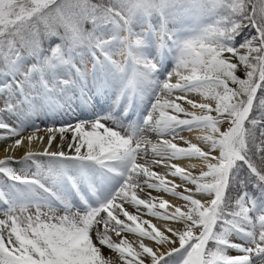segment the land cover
I'll use <instances>...</instances> for the list:
<instances>
[{"label":"snow or ice","instance_id":"6c2138e0","mask_svg":"<svg viewBox=\"0 0 264 264\" xmlns=\"http://www.w3.org/2000/svg\"><path fill=\"white\" fill-rule=\"evenodd\" d=\"M0 142V264H264V0H0Z\"/></svg>","mask_w":264,"mask_h":264},{"label":"bare ground","instance_id":"6f19581e","mask_svg":"<svg viewBox=\"0 0 264 264\" xmlns=\"http://www.w3.org/2000/svg\"><path fill=\"white\" fill-rule=\"evenodd\" d=\"M119 58V57H118ZM65 119H68L67 117L65 118ZM72 119H74V117H72ZM43 133H38L37 135L39 136V135H42ZM183 135H184V137L185 138H190V139H192V141L193 142H196L195 141V136L196 135H198V133H192V134H189V133H187V132H185V133H183ZM46 145V140H45V142H44V144H41L40 142H39V140H35V141H33V144H32V148H33V151H42L43 150V147ZM53 147L55 148L56 147V142H54V144H53ZM22 148V150H21V152H18V153H16V152H14V153H16V154H14V153H11V152H8V153H5V151H4V143L3 142H0V159H4L5 158V156L6 155H8V156H15L17 159L18 158H20L21 156H22V154L25 152V148L24 147H21ZM53 150V149H52ZM155 170L157 171V172H160V167H156L155 168ZM169 179H173V178H171V177H168ZM165 195V197H166V199H168V200H170V199H174L173 197H171V196H169V195H167V194H163V196ZM176 200V199H175ZM171 204H172V202H171ZM152 223H154V224H157L158 223V220H156V219H153V218H151V219H149ZM127 237V236H126ZM130 238L134 241L136 238L134 237V235L133 234H131L130 233ZM130 241V240H129ZM131 242V241H130ZM105 254L107 255V250H105Z\"/></svg>","mask_w":264,"mask_h":264},{"label":"rangeland","instance_id":"374dc122","mask_svg":"<svg viewBox=\"0 0 264 264\" xmlns=\"http://www.w3.org/2000/svg\"><path fill=\"white\" fill-rule=\"evenodd\" d=\"M190 107V106H189ZM178 144H182V141H180L179 139H177V141H176ZM21 150H22V148H19V149H16V150H14V151H10L11 153H14V152H16V153H18V152H21ZM16 153H14V154H16ZM42 159H46V158H42ZM0 178H2V177H0ZM175 182H178V178H175ZM154 195H155V193H153ZM161 198H164V199H166V197H165V195L164 196H162ZM174 199H170V200H168L170 203L172 202V204L173 205H175V204H177V203H180V201H178V199L177 198H175V197H173ZM176 199V200H175ZM0 218H2V217H0ZM151 218H153V219H156V218H154V217H149V216H147V215H141V217H140V219H151ZM157 220V219H156ZM161 223V221H158V223H157V225H159ZM127 237V239H129L131 242L133 241L131 238H130V233L129 234H127L126 235ZM136 245H135V243H133V247H135Z\"/></svg>","mask_w":264,"mask_h":264}]
</instances>
